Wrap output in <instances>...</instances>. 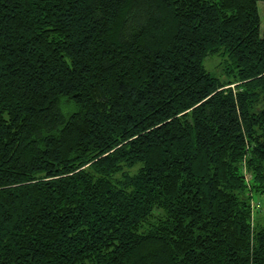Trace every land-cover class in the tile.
Returning <instances> with one entry per match:
<instances>
[{"label": "trees", "instance_id": "trees-1", "mask_svg": "<svg viewBox=\"0 0 264 264\" xmlns=\"http://www.w3.org/2000/svg\"><path fill=\"white\" fill-rule=\"evenodd\" d=\"M260 1L0 0V264H264Z\"/></svg>", "mask_w": 264, "mask_h": 264}, {"label": "rangeland", "instance_id": "rangeland-1", "mask_svg": "<svg viewBox=\"0 0 264 264\" xmlns=\"http://www.w3.org/2000/svg\"><path fill=\"white\" fill-rule=\"evenodd\" d=\"M259 7H260V13H261V17L262 19H264V1H260L259 2ZM222 56H213L212 58H210L207 61V67H209V69H211L212 71L216 72V73H220L221 72V65L220 62L222 60ZM255 200L259 201L261 203V208H258L257 212H256V218L258 219H262L264 218V195H260V196H255Z\"/></svg>", "mask_w": 264, "mask_h": 264}, {"label": "built area", "instance_id": "built-area-1", "mask_svg": "<svg viewBox=\"0 0 264 264\" xmlns=\"http://www.w3.org/2000/svg\"><path fill=\"white\" fill-rule=\"evenodd\" d=\"M252 207L254 208H259L260 207V203L257 201V200H255V199H253L252 200Z\"/></svg>", "mask_w": 264, "mask_h": 264}]
</instances>
